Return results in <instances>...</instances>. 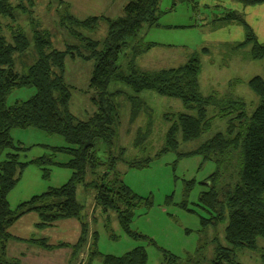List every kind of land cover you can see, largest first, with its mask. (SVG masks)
<instances>
[{"label":"trees","instance_id":"obj_1","mask_svg":"<svg viewBox=\"0 0 264 264\" xmlns=\"http://www.w3.org/2000/svg\"><path fill=\"white\" fill-rule=\"evenodd\" d=\"M58 1L60 21L68 30L73 25L91 28L97 24L96 16L78 19L70 14L68 2ZM236 1L244 5L264 3V0ZM159 2L160 0H128L118 16L99 17L106 25V34L101 41L81 36L73 28L75 38L80 41L79 45H67L63 49L52 45L47 31H36L32 36L33 43L30 44L21 31L13 34L10 42L0 30V264H19L16 259L6 258L5 244L10 238V226L19 217L30 212L38 215L39 227L51 225L57 219L76 218L81 226V233L74 247L78 250L83 248L87 241V225L82 216L84 205L77 198L79 187H90L96 191L95 205L103 210H114L126 235L134 238L140 235L131 229L134 210L143 203L149 205L150 199L137 195L123 181L121 172L116 168V164L121 161L119 156L101 159L97 155L98 143L110 149L117 134L115 126L118 106L114 96L120 90H113L112 82L114 86L123 85L130 90L126 98L130 104L131 122L143 110H148L146 103L136 95L143 90L176 97L181 100L184 110L189 111L163 114L164 120L169 124L164 136V146L155 156L169 150L176 151L180 141L198 138L211 126V118L226 120L224 130L217 131L191 151L178 152V157L196 154L201 156L202 161L211 160L215 163V169L202 181L205 189L199 192L196 204L209 212V218L200 216L202 224L212 222L216 226L227 215L225 245L215 243L210 264H244L236 260V250L240 248L259 250V264H264V244L258 246L259 240L264 241V71L262 75H255L248 80V86L258 97L250 115L246 113V104L241 98H216L214 94L203 95L200 92L199 52L191 53L183 64L176 67L149 71L140 69L135 58L153 44L149 43L140 49H136V44L132 46L133 54L128 61V71H124L120 63L121 54L128 46L129 39L136 38L143 25H157ZM11 7L7 0H0V14L12 17ZM235 24L242 25L244 29L243 40L237 41L235 46L245 47L250 44L249 57L264 58V42L257 40L241 13L229 11L215 17L212 30ZM31 45L37 57L24 72L19 73L14 68V54L24 52ZM206 51V47L200 50ZM66 58L92 62L89 86L95 91L91 100L96 110L87 120L78 119L69 110L71 93L70 85L65 80ZM233 82L231 80L228 84ZM19 88H34L35 92L24 100L8 104L9 95ZM209 106L211 117H208ZM27 127L38 128L48 134H58L65 139L67 145L51 147V153L22 162L19 152L26 147L13 140L10 130ZM137 133L134 144L140 143V139H144L147 134L139 130ZM56 153H67L70 158L67 162L56 161ZM151 160L152 157H146L124 163L133 168L146 166ZM31 164L42 167L43 177L49 176L46 166L50 165L69 167L72 173L64 184L49 187L11 208L8 194L22 171ZM103 166L106 167L105 172L96 174ZM87 174L91 179L87 180ZM226 178L228 180L223 181ZM185 185L187 189L184 196H187L194 181H187ZM183 205L186 206L185 201ZM96 237L97 234L94 238ZM93 253L92 250L91 254ZM165 256L167 261L164 264H171L175 259L167 252ZM102 263L146 264V251L136 247L120 256L102 254ZM187 264L201 263L189 258Z\"/></svg>","mask_w":264,"mask_h":264},{"label":"rangeland","instance_id":"obj_2","mask_svg":"<svg viewBox=\"0 0 264 264\" xmlns=\"http://www.w3.org/2000/svg\"><path fill=\"white\" fill-rule=\"evenodd\" d=\"M62 1L69 3L70 14L78 19L96 16L98 21L95 27L73 25L72 29L68 30L60 21L58 0H7L12 6V17L0 14V30L3 36L11 42L13 34L21 31L32 44V36L36 31H47L52 45L63 49L67 45H79L80 41L75 38L74 28L81 36L101 41L106 34V25L99 17L118 16L128 0ZM211 1L213 0H160L157 25L151 27L143 25L138 36L129 39L128 46L121 54L120 63L127 72L128 61L133 54L132 46L137 44L136 49H140L150 42L153 45L135 58V63L140 69L151 71L176 67L183 64L191 53L199 52L200 92L203 95L214 94L216 98H241L246 104V113L250 115L258 102V97L248 86V80L255 75L263 74L264 58H250V44L245 47L235 46L237 41L244 38L242 25H224L221 29L212 30L213 20L219 11L205 6H211ZM228 12L226 10L223 14ZM244 17L252 26L255 36L258 37L257 40L264 42V6L247 7ZM202 47H206L207 51L200 52ZM36 57L32 45L22 53L16 52L15 70L19 73L24 72L23 70ZM92 67V62L65 59V80L70 85L71 93L69 110L81 120L89 119L96 110L91 100L95 91L89 86ZM231 80L234 82L229 85ZM111 87L113 90H120L114 96L118 106L115 126L117 134L110 149L98 143L97 155L101 159L119 156L121 161L116 164V168L121 172L123 181L137 195L149 198L151 203L149 205L143 203L135 208L131 229L140 235L137 238L129 237L118 223L117 213L114 210H103L95 205L96 191L90 187H79L77 198L84 205L82 216L87 225V241L80 249L85 252L84 257L78 254L75 264H88L89 259L96 253L98 254L93 257L91 264H102V254L120 256L136 247L145 249L146 264H164L167 261L166 252L175 258L171 264H187L189 258L201 264H210L215 243L221 242L225 245L224 230L227 215L223 220L218 221L216 226L212 222L202 224L200 216L209 218V212L196 204L199 192L205 189L202 181L215 169V163L211 160L202 161L201 156L196 154L178 157V152L191 151L217 131L224 130L226 120L219 117L211 118V126L198 138L180 141L176 151L169 150L155 156L164 146V136L169 124L164 120L163 114L187 111L184 110L181 100L151 90L140 91L136 95L146 103L148 110H143L144 112L142 111L131 122L130 104L126 98L130 90L123 85L114 86V82ZM34 92V88L15 89L9 95L7 103L24 100ZM208 109V117H211L210 106ZM138 130L147 134L144 139H140V143L134 144ZM10 135L15 142L26 147L19 152V159L22 162L51 153V147L67 145L62 136L48 134L34 127L13 128L10 130ZM69 157L67 153H56L55 160L65 162ZM146 157H152L146 166L131 168L124 163L127 160ZM46 168L49 169L48 177H43L42 167L34 164L28 165L22 171L16 185L8 194L11 208H15L18 203L33 195L44 192L49 187L64 184L72 173V170L66 166L50 165ZM104 169L105 166L101 167L102 171L98 170L96 174L105 172ZM91 176L93 178L92 174ZM86 178L91 179L88 174ZM227 180L228 178L223 181ZM187 181H194V186L188 191V195L184 196ZM184 201L186 206L183 205ZM16 221L15 229L24 232L23 236L31 238V240H22L26 244H34L33 239H37L40 246L50 242L53 245H63L64 241L70 244L71 239L75 240L74 230H80L79 236L81 233L79 221L74 217L57 219V225L52 226L56 222L54 221L44 227L37 226L39 220L36 223L33 216L24 218L18 223ZM95 234H97L96 244H94ZM91 244L92 249H90ZM263 244L264 241L259 240L258 246ZM92 250L95 254H91ZM236 251L237 261L244 264L260 263L259 250L240 248ZM5 254L7 255L6 251Z\"/></svg>","mask_w":264,"mask_h":264},{"label":"crops","instance_id":"obj_3","mask_svg":"<svg viewBox=\"0 0 264 264\" xmlns=\"http://www.w3.org/2000/svg\"><path fill=\"white\" fill-rule=\"evenodd\" d=\"M211 4V6H205L212 8V10L219 11L216 17L222 15L223 12H226V10L236 11L245 16L247 7L264 6V3L256 5H244L236 0H213L211 1ZM230 6H232L233 8ZM69 158L65 162H67ZM32 216L34 217V220H36L37 223L39 218L35 212H30L22 215L21 218L16 221V223H18L24 218ZM57 223L58 221L54 222L52 226L57 225ZM76 225L77 228H79L78 222ZM9 230L11 237L9 238L10 242L8 240L5 244V251L7 252V255L5 254V256L9 259H16L19 264H75L76 260L78 259V254H80V257H84L85 252L78 250L76 247H74V241L77 240L80 230H74L73 237L75 240L72 241L71 239L70 244L68 241H64L63 245H53L50 242V244L43 243V246L38 245L40 243L39 241H37V239H33V241L35 240L34 244L24 243V241L22 240H31V238L23 236L24 232H19L17 229H15V223L9 228ZM30 232H33V230H30ZM94 244H96V239ZM96 254L91 257V260L88 261V264L92 263L93 257L96 256Z\"/></svg>","mask_w":264,"mask_h":264}]
</instances>
